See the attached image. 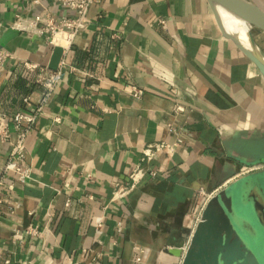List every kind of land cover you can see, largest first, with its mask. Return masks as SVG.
<instances>
[{
  "label": "crops",
  "instance_id": "crops-1",
  "mask_svg": "<svg viewBox=\"0 0 264 264\" xmlns=\"http://www.w3.org/2000/svg\"><path fill=\"white\" fill-rule=\"evenodd\" d=\"M40 1L0 0V50L13 56L0 111L10 116L41 95L23 62L50 67L57 48L14 29L16 16L72 15L60 0ZM89 19L27 138L32 178L6 180L0 264H181L168 241L193 229L199 189L213 193L264 167L252 162L264 155V76L224 35L209 0H99ZM176 138L174 153L141 161L145 146ZM9 149L0 142V172ZM139 165L157 178L115 198ZM138 246L150 253L140 263Z\"/></svg>",
  "mask_w": 264,
  "mask_h": 264
},
{
  "label": "built area",
  "instance_id": "built-area-1",
  "mask_svg": "<svg viewBox=\"0 0 264 264\" xmlns=\"http://www.w3.org/2000/svg\"><path fill=\"white\" fill-rule=\"evenodd\" d=\"M99 0H60L61 5L72 12L70 16H63L60 19L54 18L50 14H37L31 17L17 15L13 24V28L32 34L39 38H46L48 43L53 47L62 49L59 64L55 70L47 66L24 61V68L36 74V85L41 88V95L37 101L31 97L24 98L26 105L25 110L16 112L13 116L6 112L0 111V142L9 144L8 158L2 166L0 172V212L4 207V189L7 186L6 180L10 174H15L16 181L26 183L32 178V168L26 163L27 147L26 141L28 136L34 130V127L45 112V106L51 99L58 85L62 80L63 69L66 66V57L68 56L72 45L78 35L87 28L90 23L89 11L91 5ZM40 0H34L39 5ZM13 60V56L6 50H0V76L3 74L5 67L9 61ZM126 89L134 98H141L143 91L137 85L129 84ZM176 112H184L186 109L180 105L175 106ZM58 121V119H56ZM170 132H174L170 128ZM183 143L181 138H176L172 142H158L147 145L142 150V162L151 163L158 159L159 155L164 152L174 153L176 149ZM158 173L153 169H145L142 165L136 167L129 176V182L124 185H118L114 197H125L136 190L146 177L156 179ZM226 186V185H225ZM221 190V189H220ZM207 193L204 189H199V193L203 197L202 206L197 214L196 222L193 229L187 234V241L182 248L183 253L187 250L191 235L197 223L200 221L204 208L211 197L217 193ZM26 232L33 236L38 235L35 228L29 227ZM22 233L16 232L15 239H21ZM135 262L140 263L148 259L149 249L144 247H135Z\"/></svg>",
  "mask_w": 264,
  "mask_h": 264
},
{
  "label": "water",
  "instance_id": "water-1",
  "mask_svg": "<svg viewBox=\"0 0 264 264\" xmlns=\"http://www.w3.org/2000/svg\"><path fill=\"white\" fill-rule=\"evenodd\" d=\"M218 24L224 35L232 39L251 59L264 76V55L253 39L252 29L264 34V10L253 0H209ZM224 7L251 26L249 45L231 34L224 26L219 7ZM62 49L54 51L50 69L55 70L61 58ZM250 175L245 176L215 193L203 210L200 221L192 232L185 253L182 247L187 237L179 241L171 235L170 252L181 257V264H261L248 243L246 222L257 230L264 229V197L255 196L250 185ZM248 190V191H247ZM246 193V195H244ZM245 199L251 202H244ZM183 229L182 233H189Z\"/></svg>",
  "mask_w": 264,
  "mask_h": 264
},
{
  "label": "rangeland",
  "instance_id": "rangeland-1",
  "mask_svg": "<svg viewBox=\"0 0 264 264\" xmlns=\"http://www.w3.org/2000/svg\"><path fill=\"white\" fill-rule=\"evenodd\" d=\"M264 10V0H253ZM253 39L260 48L262 54L264 55V34L260 33L257 29H252ZM253 163L262 162L264 164V155L259 159L252 160ZM250 179L259 186V188L264 193V167H260L258 170L251 172ZM249 246L256 253L261 264H264V234L263 232H258L255 237H248Z\"/></svg>",
  "mask_w": 264,
  "mask_h": 264
},
{
  "label": "bare ground",
  "instance_id": "bare-ground-1",
  "mask_svg": "<svg viewBox=\"0 0 264 264\" xmlns=\"http://www.w3.org/2000/svg\"><path fill=\"white\" fill-rule=\"evenodd\" d=\"M218 9L220 11L219 14L225 28L231 34L239 37L245 43V45L248 46L249 45L248 34L251 29V26L247 24L246 21L237 17L235 14L231 13L224 7L221 6Z\"/></svg>",
  "mask_w": 264,
  "mask_h": 264
},
{
  "label": "flooded vegetation",
  "instance_id": "flooded-vegetation-1",
  "mask_svg": "<svg viewBox=\"0 0 264 264\" xmlns=\"http://www.w3.org/2000/svg\"><path fill=\"white\" fill-rule=\"evenodd\" d=\"M246 203V201H244ZM246 225L248 226V230L245 231L247 235H250L253 237L254 235L256 236L258 232H263L264 234V229L257 230L256 228L252 227L248 222H246Z\"/></svg>",
  "mask_w": 264,
  "mask_h": 264
}]
</instances>
